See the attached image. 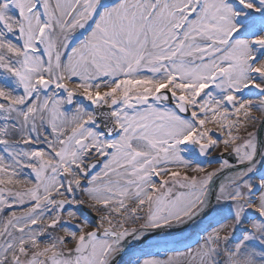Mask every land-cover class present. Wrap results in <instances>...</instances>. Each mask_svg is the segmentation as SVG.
<instances>
[{
	"label": "snow or ice",
	"instance_id": "snow-or-ice-1",
	"mask_svg": "<svg viewBox=\"0 0 264 264\" xmlns=\"http://www.w3.org/2000/svg\"><path fill=\"white\" fill-rule=\"evenodd\" d=\"M262 132L264 0H0V264H264Z\"/></svg>",
	"mask_w": 264,
	"mask_h": 264
},
{
	"label": "rangeland",
	"instance_id": "rangeland-1",
	"mask_svg": "<svg viewBox=\"0 0 264 264\" xmlns=\"http://www.w3.org/2000/svg\"><path fill=\"white\" fill-rule=\"evenodd\" d=\"M253 114L254 115H256L257 117H259L260 115H261V113L259 112V111H257V110H253ZM209 127H212L214 130H215V125H209ZM221 149H223V145H221L220 147H218V148H216V149H214L213 151H212V156L214 157V155L216 154V153H218V152H221L220 150ZM215 167H218V163H216V164H214V163H212L210 166H209V170H211L212 168H215ZM65 216H66V214H65Z\"/></svg>",
	"mask_w": 264,
	"mask_h": 264
}]
</instances>
